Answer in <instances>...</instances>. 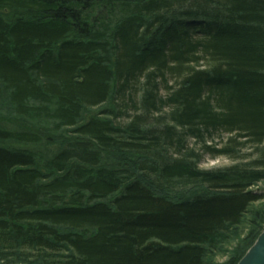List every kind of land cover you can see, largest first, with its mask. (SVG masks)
I'll use <instances>...</instances> for the list:
<instances>
[{
	"label": "trees",
	"instance_id": "obj_1",
	"mask_svg": "<svg viewBox=\"0 0 264 264\" xmlns=\"http://www.w3.org/2000/svg\"><path fill=\"white\" fill-rule=\"evenodd\" d=\"M260 183L264 0H0V264H238Z\"/></svg>",
	"mask_w": 264,
	"mask_h": 264
},
{
	"label": "rangeland",
	"instance_id": "obj_2",
	"mask_svg": "<svg viewBox=\"0 0 264 264\" xmlns=\"http://www.w3.org/2000/svg\"><path fill=\"white\" fill-rule=\"evenodd\" d=\"M232 162L233 160L226 156L211 157L209 155H206L201 162V166L204 168H213V167L225 166L231 164ZM263 188H264V183H260L255 187V189L257 190H262ZM249 222H250L249 219L246 218L245 223L241 227L242 233L240 234V237L238 236L237 238L231 240L223 251L219 252V254H216L215 261L217 263L223 264L233 256L235 252V247H237L239 241L245 237V235L248 233L251 227Z\"/></svg>",
	"mask_w": 264,
	"mask_h": 264
},
{
	"label": "water",
	"instance_id": "obj_3",
	"mask_svg": "<svg viewBox=\"0 0 264 264\" xmlns=\"http://www.w3.org/2000/svg\"><path fill=\"white\" fill-rule=\"evenodd\" d=\"M238 264H264V229L241 257Z\"/></svg>",
	"mask_w": 264,
	"mask_h": 264
}]
</instances>
